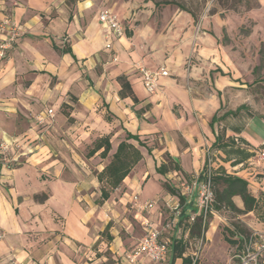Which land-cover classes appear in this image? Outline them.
Segmentation results:
<instances>
[{
  "label": "crops",
  "instance_id": "obj_1",
  "mask_svg": "<svg viewBox=\"0 0 264 264\" xmlns=\"http://www.w3.org/2000/svg\"><path fill=\"white\" fill-rule=\"evenodd\" d=\"M139 1L151 12L156 5L154 0L135 3ZM117 3L126 13L120 18L131 29L134 18L126 9L133 0L123 5L121 0H0V20L13 16L27 27L0 58V137L12 140L11 152L22 159L13 168L0 160V264H102L108 260L107 251L120 260L111 264H125L124 257L132 250L127 244L132 225L126 214L137 211L129 204L132 196L137 194L140 201L159 199L149 217L165 220L171 215L166 200L172 195L163 185L169 174L156 168L167 162V154L180 165L184 178L205 165L206 149L216 139L211 121L221 101L191 94L188 85L195 73L184 65L192 59L189 55L180 52L151 64L153 59L131 51L127 33L108 38L99 12L108 8L116 13ZM109 42L111 48L106 46ZM162 65L170 76L161 77L156 90L148 92L139 67L155 70ZM82 72L89 77L83 79ZM123 74L140 103L119 95L117 77ZM147 104L150 109L139 116L137 109ZM49 108L56 114L54 124L39 125L36 115ZM263 126L260 123L257 132L248 133L249 127L233 133L245 140L241 146L254 153L251 157L233 164L236 156L225 153L226 161L215 165V170L224 168L248 180L256 197L264 193V161L257 153L264 145ZM124 129L159 134L163 148L158 157L143 151V159L123 185L99 202L100 183L97 175L89 174L100 151L87 158L84 149L108 134L118 145ZM233 200L244 208L240 196ZM183 207L195 209L185 200ZM212 214L221 219L216 210ZM245 222L251 231H264L263 222ZM122 227L127 230L124 236ZM107 228L111 240L103 234ZM136 264L155 263L141 256Z\"/></svg>",
  "mask_w": 264,
  "mask_h": 264
},
{
  "label": "rangeland",
  "instance_id": "obj_2",
  "mask_svg": "<svg viewBox=\"0 0 264 264\" xmlns=\"http://www.w3.org/2000/svg\"><path fill=\"white\" fill-rule=\"evenodd\" d=\"M123 1L131 0H121L122 5ZM136 1L138 0H133L134 4L131 2L132 6L126 9L134 18L131 29H126L127 42L133 48L131 51L153 59L151 64L160 59H171L180 52L189 55L192 59L184 65L195 73V78L188 85L192 95L219 99V114L245 105L237 116L218 121L215 129L224 127L227 135L235 137H239L233 134L236 127L244 130L251 127L248 133L257 132L260 123L264 124V0H244L237 2L234 8L229 6L235 0H169L172 1L171 4L155 5L152 12L146 4L140 1L135 3ZM154 1L162 3L164 0ZM115 8L119 17L126 15L118 3ZM189 11L196 13L197 19ZM195 55L199 56L196 58ZM82 73L83 79L89 77L87 72ZM262 130L264 131V126ZM141 136L151 147L152 155L158 157L164 138L159 134ZM94 141L84 149L87 158L92 156L90 150ZM112 144L110 154L117 147L115 138ZM243 147L248 148L245 144ZM141 148L147 152L145 147ZM211 151L215 165L228 158L220 149L211 147ZM109 160V157L103 158L100 154L96 156L91 161L89 176L97 175L102 165L105 166ZM172 163L169 162V165L172 166ZM171 173H168L165 182L174 181L170 177ZM190 178L192 176H186L187 180ZM135 212L137 211H128L126 214L128 223L132 225L130 232H127L129 250L144 235ZM217 212L221 219L210 214L206 221L207 231L200 239L188 242L187 253H190L196 264H228L237 243L227 241L226 237L235 239V236L228 234L227 229L238 226L249 230L246 220L262 222L254 212L246 213L247 215L233 211ZM261 212H264V203L259 213ZM144 215L149 217L150 213ZM171 218L172 215L168 214L165 220ZM213 221L214 224H211ZM213 225L216 226L215 229H211ZM123 230L121 235L124 236L127 230ZM170 234L172 230H168L165 236ZM176 234L181 235L182 232L178 230Z\"/></svg>",
  "mask_w": 264,
  "mask_h": 264
},
{
  "label": "trees",
  "instance_id": "obj_3",
  "mask_svg": "<svg viewBox=\"0 0 264 264\" xmlns=\"http://www.w3.org/2000/svg\"><path fill=\"white\" fill-rule=\"evenodd\" d=\"M221 1V0H219ZM244 0H235V2L229 6V8H234L237 5V2H243ZM227 2V1H225ZM172 1L164 0L162 3L155 1L156 6L160 4H171ZM194 19H197L196 13L189 11ZM65 50L72 54V50L67 47ZM118 82L121 85L119 90V95L121 98L130 97L133 99L135 104L140 103L136 93L133 90L131 82L127 75H119L117 77ZM66 107V105H64ZM151 107V104H147L143 107L137 109V114L141 116L142 113L147 112ZM221 108V107H220ZM245 105H239L236 109L227 110L222 114H219V111L214 115L211 121V127L215 129V124L218 121H223L230 116H237L243 109ZM107 119L111 118L107 116ZM125 130V136L118 143L114 153L110 154L113 144L111 141V134L104 135L99 137L94 141V145L90 150V154L93 155L96 152L100 151V155L103 158L109 157V162L104 166L102 171L97 174L98 181L100 183V197L99 202H104L109 199L111 195L123 185L124 179L129 175L132 169L143 159V149L145 147L147 151L151 154L152 149L149 147L142 139L140 134H133L130 131ZM244 129L236 127L234 129L235 133L240 134ZM216 139L212 144V148H217L222 150L228 155H237L233 164H238L249 157L254 153L242 147L244 139L241 137L230 136L226 134L224 127L220 130H216ZM263 146V145H262ZM261 146V147H262ZM166 161L156 168L157 172L166 175L173 171H178L180 173V165L170 156L166 155ZM169 162H173L172 166L169 165ZM206 165V162H205ZM204 165V167H205ZM203 167V168H204ZM214 191H215V205L214 209L216 211H233L236 214H246L249 212L257 213V217L264 223V212L259 213L264 203V193H260L259 197H256L249 188V181L245 178L236 175L227 173L224 168H218L214 171ZM164 181V180H163ZM163 185L165 189L171 194L179 196L181 201H184V196L179 193V186L176 182L164 181ZM235 196H240L243 201L244 208H239L234 202L233 198ZM192 210H185L183 208L182 216L178 224L173 225L169 230L172 234L164 237L169 241V254L165 262L161 264H175L178 259L182 260V264H196L191 255L187 254L188 242L191 240H198L203 234L207 231L208 227L206 222L202 220V216L199 215L194 221H189V214ZM212 214V213H211ZM184 226V229L182 228ZM180 230L181 235H177L176 231ZM228 234L235 236V239L231 240L229 237H226L227 241L237 243L236 250L234 254L239 252L243 247V241L238 237L239 234L249 235L253 231L244 230L235 226L233 229H227ZM174 231V232H173ZM188 232V234H186ZM109 240L113 237L108 233V228L103 232ZM105 255L108 257V260L102 264H111L113 261L120 262V260H113L110 256V252H106ZM261 264H264V255L261 258Z\"/></svg>",
  "mask_w": 264,
  "mask_h": 264
},
{
  "label": "built area",
  "instance_id": "obj_4",
  "mask_svg": "<svg viewBox=\"0 0 264 264\" xmlns=\"http://www.w3.org/2000/svg\"><path fill=\"white\" fill-rule=\"evenodd\" d=\"M99 20L105 30L107 37L120 38L126 34V25L123 20L111 9L103 8L99 12ZM27 31V27L16 21L13 16H6L0 20V58H4L7 52L14 47L17 39ZM111 48V43H107ZM139 70L144 86L148 92H154L159 85L161 77L170 76L169 69L162 65L152 70L140 66ZM55 111L52 108L46 109L36 115L35 119L39 125L52 126L55 121ZM12 140L5 136L0 137V160L9 168L16 167L22 163L20 155L11 152ZM260 161H264V145L257 151ZM215 162L212 159L211 147L206 149V165L201 172L187 180L178 171L170 175L179 186L180 195L184 196L186 203L192 204L196 211H191L189 221H194L201 215L205 223L211 213H214L215 191H214ZM159 199L140 201L137 194L132 196L129 204L137 210L136 219L140 222L144 235L140 238L135 247L124 257L125 264H136L138 258L144 256L155 264L166 261L169 254V241L164 237V232L173 225L178 224L183 212V201L179 196L172 195L166 200L171 210L172 218L168 221L157 222L144 213H151L158 205ZM243 241L242 249L230 257L228 264H261L264 255V231H253L249 235H238Z\"/></svg>",
  "mask_w": 264,
  "mask_h": 264
}]
</instances>
